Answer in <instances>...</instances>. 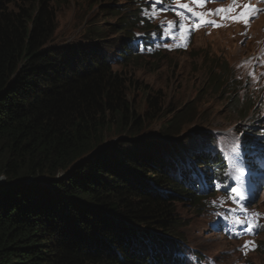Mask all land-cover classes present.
Returning a JSON list of instances; mask_svg holds the SVG:
<instances>
[{
    "label": "trees",
    "instance_id": "obj_1",
    "mask_svg": "<svg viewBox=\"0 0 264 264\" xmlns=\"http://www.w3.org/2000/svg\"><path fill=\"white\" fill-rule=\"evenodd\" d=\"M70 1L0 0V264H166L149 244H162L161 253L173 251L159 233L174 234L179 227L175 202H191L198 212L204 206L178 180L180 171H170V159H186L189 149L176 148L166 156L171 163L161 164L152 152L171 142L175 125L148 146L150 152L132 139L88 156L113 126L133 137L142 125L127 80L113 66L145 55L129 42L132 29L149 30L152 22L140 8L124 11L126 6H104L114 0H95L118 18L112 23L120 36L116 57L107 44L103 48L106 35L99 26L88 33L96 42L53 47L55 5ZM209 77L218 92L231 95L233 112H240L241 81L229 63L212 60ZM248 100L254 108L252 96ZM185 115L176 112L172 119L186 124L199 117ZM213 132H202L198 142H217Z\"/></svg>",
    "mask_w": 264,
    "mask_h": 264
},
{
    "label": "rangeland",
    "instance_id": "obj_2",
    "mask_svg": "<svg viewBox=\"0 0 264 264\" xmlns=\"http://www.w3.org/2000/svg\"><path fill=\"white\" fill-rule=\"evenodd\" d=\"M94 3L95 0H71L68 4L55 5L58 27L50 45L61 47L96 42L89 38L88 33L90 28L99 26L106 35L103 38L106 42L103 48L106 50L107 44L110 57H116L118 53L115 54L114 50L120 36L119 33H113L112 23L117 22L118 18L111 15V12H103L101 5ZM108 4L119 8L126 6L124 11L140 8V15L151 20L152 30L162 29V34L167 39L159 46L153 43L148 46L150 53L140 57L133 55L128 60H117L113 71L127 80L125 85L128 97L142 118V125L133 137L113 126L114 128L104 133L103 144L88 156L115 144L123 148L126 142L133 143L132 139L143 141L141 143L145 146L141 151L150 152L153 146L150 144L162 139L169 126L174 124L175 131L168 137L171 142L152 151L161 164V161L171 163L166 156L173 154L176 148H188L186 159H170L173 161L170 170H174L176 163H184L191 156H200L205 145L200 144L197 137L204 131L227 128L241 139L247 130L252 134L250 141L264 136V133L256 135L263 129L259 126L264 124V12L254 17L250 12L243 17H237L236 13L218 16L215 23L210 24L203 20L202 14V17L193 15L197 12H191L188 0H134L129 3L104 1L105 7ZM244 8L239 3L236 12ZM228 9L229 4L224 3L195 8L201 13H222ZM139 29L142 28L135 27L132 32L142 35ZM157 47L162 48V55L155 57L151 52L158 51ZM217 58L226 60L241 81L242 87L239 89L245 101L240 106L243 108L240 112H233L231 95L218 92V85H214L217 84L216 81L209 77L210 63ZM249 96H252L256 105L254 108L249 105ZM152 97L154 100L150 103L149 99ZM248 105L250 110L246 113L244 110ZM176 112H185L184 119L194 113L199 117L194 122L180 124L172 119ZM0 180L4 182L5 177L1 176ZM166 195L170 196V193ZM259 198L258 202H263L260 208L264 209L262 188ZM175 204L180 217L177 224L179 227L174 229V234L161 230L159 236L165 237L172 245L177 243L184 246L188 250L190 264H197V261L206 264L202 255H216L226 263L264 264V231H261L264 229L263 209L258 212L261 229L257 231L256 225L248 241L244 243L243 239L235 240L212 230L209 217L204 215V209L198 212L193 203L181 200ZM158 247L152 253L162 262L166 252L161 253ZM176 252L181 253L178 250Z\"/></svg>",
    "mask_w": 264,
    "mask_h": 264
},
{
    "label": "clouds",
    "instance_id": "obj_3",
    "mask_svg": "<svg viewBox=\"0 0 264 264\" xmlns=\"http://www.w3.org/2000/svg\"><path fill=\"white\" fill-rule=\"evenodd\" d=\"M250 136H252L251 134H249V141H245V144H247V145H249V144H251L250 145V147L247 149V150H250V148L252 147V141H250ZM201 157H199V158H195V160L196 159H198V162L201 164V163H203V164H207V163H209V159L208 158H203V155H200ZM200 159H202L201 160V162H200ZM204 159V160H203ZM203 161V162H202ZM203 164L201 165V166H203ZM206 169V168H205ZM170 171H172V170H170ZM173 171H176V168L173 170ZM204 171V170H203ZM191 190H192V188H190ZM195 196L196 197H199V198H201L202 200H204V198L203 197H201L200 195H198V194H195ZM204 203L206 204V205H209L208 207L209 208H215L216 207V204L214 205L213 203H212V201L210 200V201H204ZM204 208H202L201 210H200V212H202V210H203ZM205 212H206V210H204V214H205ZM209 219L211 220L213 217H214V215L213 214H211V213H209ZM213 230V229H212ZM218 233H219V231H218ZM220 235H222V234H220ZM181 242V241H180ZM149 245H152L153 246V248H152V251L156 248L157 249V246L155 245V243H150ZM167 245V247H169V246H171L172 245V243H167L166 244ZM175 248H177L176 250H178V251H183V250H185L186 251V248L184 247V246H182V245H178L177 243L176 244H174L173 245ZM179 246V247H178ZM194 250H197V249H195L194 248ZM171 253V256L173 257V260L175 259V256H176V253L177 252H175V254L174 253H172V252H170ZM154 255V254H153ZM165 256V258H166V260H168L167 259V257H166V255H164ZM154 257H156L155 255H154ZM213 257H214V259H215V262H216V264H236V262L235 263H226L224 260H221L218 256H216V255H213ZM164 258V257H163ZM172 260V261H173ZM171 261H169V263H170ZM166 264H168V263H166ZM197 264H200V262L199 261H197Z\"/></svg>",
    "mask_w": 264,
    "mask_h": 264
},
{
    "label": "bare ground",
    "instance_id": "obj_4",
    "mask_svg": "<svg viewBox=\"0 0 264 264\" xmlns=\"http://www.w3.org/2000/svg\"><path fill=\"white\" fill-rule=\"evenodd\" d=\"M156 52H158V51H155V53ZM263 190H264V186L263 187H261ZM260 188V189H261ZM169 248V247H168ZM187 253H188V250H186V252L185 253H182V254H180V255H178L177 257H176V261H175V263H173V264H180V263H182V264H190V259L188 258V255H187Z\"/></svg>",
    "mask_w": 264,
    "mask_h": 264
},
{
    "label": "water",
    "instance_id": "obj_5",
    "mask_svg": "<svg viewBox=\"0 0 264 264\" xmlns=\"http://www.w3.org/2000/svg\"><path fill=\"white\" fill-rule=\"evenodd\" d=\"M0 183H3V182H1V180H0Z\"/></svg>",
    "mask_w": 264,
    "mask_h": 264
}]
</instances>
